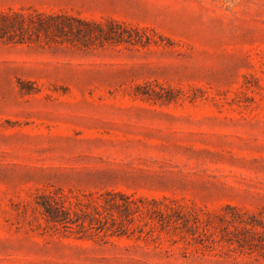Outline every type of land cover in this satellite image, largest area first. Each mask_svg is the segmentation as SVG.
<instances>
[{
    "label": "rangeland",
    "instance_id": "obj_1",
    "mask_svg": "<svg viewBox=\"0 0 264 264\" xmlns=\"http://www.w3.org/2000/svg\"><path fill=\"white\" fill-rule=\"evenodd\" d=\"M0 11L52 22L0 38V264H264V0ZM110 193L170 208L53 225L35 206Z\"/></svg>",
    "mask_w": 264,
    "mask_h": 264
},
{
    "label": "trees",
    "instance_id": "obj_2",
    "mask_svg": "<svg viewBox=\"0 0 264 264\" xmlns=\"http://www.w3.org/2000/svg\"><path fill=\"white\" fill-rule=\"evenodd\" d=\"M50 19L40 20L38 22H32L30 18L24 15V13L10 12L5 13L0 11V38L10 36L16 32H22L24 29L34 26L36 29L45 31L52 25ZM51 23V24H50ZM55 29L60 30L62 25L55 24ZM86 29L84 30L87 34L92 29V26L85 24ZM54 26V25H53ZM112 198L110 200H101L99 196L89 195L85 200L80 199L79 197H69L61 194L56 196H51L49 194L39 195V199H36L35 206L43 215L44 220L47 223L53 225L56 224H67L71 220L70 213L75 217V222L81 221V223L100 221L94 215H101V210L105 211L107 209H114L120 214L126 216L128 212H133L141 210L144 208L145 203H152L155 205L153 208L146 209L148 213L159 212L164 213L170 208L168 204L164 201L151 200L148 201L145 198L138 199L142 206L136 204V200L130 199L131 196L119 193H110ZM119 197L120 201H117L115 197ZM93 211L94 215H91L89 212ZM165 214V213H164Z\"/></svg>",
    "mask_w": 264,
    "mask_h": 264
}]
</instances>
